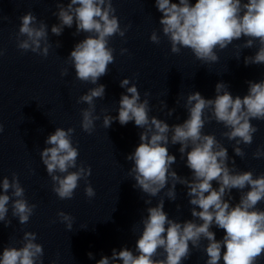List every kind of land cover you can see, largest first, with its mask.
<instances>
[{"label": "clouds", "instance_id": "9594fccd", "mask_svg": "<svg viewBox=\"0 0 264 264\" xmlns=\"http://www.w3.org/2000/svg\"><path fill=\"white\" fill-rule=\"evenodd\" d=\"M155 5L162 13L159 24L170 43L171 53L179 54L182 48H187L197 60L211 64L219 60L217 49L223 50L244 38L243 44L236 45L237 59L240 58L239 50L251 49L258 42V50L254 55L246 56L244 63L246 66L264 65V0H196L194 4L190 0H179L178 3L155 0ZM56 7L53 15L59 23L51 27L53 35L60 36L65 27L72 28L74 24L76 32L73 35L87 34L75 44L67 60L75 69L76 79L96 85L77 100V103L88 105L81 110V128L91 135L95 121L101 118L94 115L95 100L105 97V85L98 81L107 75L108 66L115 60L109 39L114 35L123 38L129 26L120 27L113 0H69L66 6L62 0H57ZM3 19L6 17H0V21ZM20 21L17 48L46 58L51 48L48 25L38 21L31 11L21 16ZM150 40L160 43L155 31ZM57 46L60 47L59 41ZM127 51L120 49L121 55ZM3 55L4 50L0 49V56ZM67 74V68L61 70V76ZM246 83L248 92L243 97H233L228 85L222 81L215 86L214 99H206L198 91L191 92L184 104L187 118L182 123L169 125L156 116H149L151 109L147 97L150 92H145V98L141 100L135 83L128 78L120 81L126 94H121L117 116L103 115V127H111L116 120L122 126L134 121L135 126L143 130L139 134V145L126 157L133 162L128 172L135 180L133 188L150 197L158 196L167 188L164 196L175 201L176 185L185 186L192 219L182 222L170 219L164 211L165 200L161 198L155 206L147 207V215L141 217L142 230L136 240L135 254L127 247L119 251L113 249L110 257L102 256L96 264H183L190 258L192 248L206 253L205 264H220L221 260L223 264H257L264 258V210L256 207L264 201V173L254 177L252 171L238 170L235 160L229 157L227 148L216 136L203 133L206 122L214 120L223 124L228 131L222 135L235 141V155L245 156L239 145H251L259 130L251 121H264V79ZM161 105L167 108L165 102ZM206 111L210 115L205 116ZM174 112V108L169 109L167 114L170 117ZM3 132L4 125L0 123V134ZM74 132L71 127L67 130L57 127L45 140L48 147L40 151L41 161L51 177L52 191L61 200L72 199L81 180L86 183L85 195L89 199L96 195L88 183L91 167L77 165L79 150L73 146ZM169 144L180 145L181 159L186 156L190 178L179 176L172 169L176 157L169 153ZM253 158H264V150L258 148ZM214 181L218 187H213ZM233 189L240 193L239 201L234 205ZM0 190V222H4L5 227L11 225L8 219L11 202L12 217L18 218L21 225L27 224L36 205L25 199V189L18 175L12 173L11 179L7 176L0 179ZM144 203L151 205L152 201L149 199ZM176 207L181 206L177 204ZM57 215L71 231L74 217L63 211ZM213 226L224 231L222 239H216L211 230ZM36 239V233L24 232L21 247L9 245L3 248L0 264H43L44 248L35 242ZM202 241L207 243L202 244ZM161 249L163 258H156ZM87 255L94 259L93 253Z\"/></svg>", "mask_w": 264, "mask_h": 264}, {"label": "water", "instance_id": "95a60500", "mask_svg": "<svg viewBox=\"0 0 264 264\" xmlns=\"http://www.w3.org/2000/svg\"><path fill=\"white\" fill-rule=\"evenodd\" d=\"M62 2L66 6L69 0ZM190 2L194 4L196 0ZM56 4L57 0H0V17H6L0 21V49L4 50V55L0 56V123L4 125V132L0 134V179L5 176L11 179L12 173H16L25 189V199L36 205L29 222L21 225L18 218L12 217L10 202L8 219L11 225L5 227L4 222H0V254L6 246L21 247L24 232L30 231L37 234L35 242L43 245V264L53 261L55 264H96L102 256L110 257L113 249L119 251L127 247L135 254L136 240L142 230L141 217L147 215V207L155 206L161 198L165 200L164 211L170 219L178 222L192 219L185 186L176 185L175 201L164 196L167 188L156 197L133 188L135 180L128 175L133 162L126 157L139 145V134L143 130L136 127L134 121L122 126L116 120L111 127H103V115L117 116L121 94H126L120 81L128 78L135 83L141 100L145 98V92H150L147 97L151 109L149 116L173 125L187 118L184 104L191 92L198 91L204 98L214 99L215 86L222 81L228 85L233 97H243L248 92L247 81L264 79V65L246 66L244 63L246 56L254 55L258 50V42L251 49L239 50L240 58L237 59L236 45L243 44L244 38L223 50L217 49L219 60L211 64L197 60L187 48L173 54L162 33L159 24L162 13L157 10L155 0H113L120 27H129L123 38L114 35L109 39L115 60L108 66L107 75L98 81L105 85V97L95 100L94 115L101 118L95 121V129L89 135L81 128V110L88 105L77 103V100L96 85L76 79L75 69L67 60L75 44L87 34L73 35L76 32L74 24L72 28L65 27L60 36L53 35L51 27L59 23L53 15L57 11ZM29 11L38 21L48 25L51 48L46 58L31 51L23 52L16 46L20 17ZM153 31L160 37L159 44L150 40ZM121 48L128 51L121 55ZM64 68L68 69V74L61 76ZM162 101L167 108H162ZM173 108L175 112L169 117L168 110ZM208 115L210 113L206 111L205 116ZM251 123L259 130L251 145H239L245 152L243 158L233 151L235 141L222 135L228 131L223 124L214 120L206 122L203 133L214 134L227 148L238 170L252 171L255 177L264 173V158H253L258 148L264 150V121L252 120ZM57 127L75 129L72 142L79 150L77 165L91 167L88 183L94 188L95 197L89 199L85 195L84 180L79 182L72 199L61 200L52 191L51 177L41 161L40 151L48 147L45 140ZM179 147V144L168 145L169 153L176 157L172 169L179 176L190 178L186 156L181 159ZM213 187H218L215 181ZM232 196L234 205L239 201L240 193L233 189ZM149 199L152 204L146 205L144 201ZM177 204L181 206L179 209ZM256 207L264 210V201ZM60 211L74 217L71 231L60 221L57 215ZM211 230L217 240L222 239V229L213 226ZM206 243L202 241V244ZM89 252L93 253L94 259L88 258ZM160 253L156 258H163L162 249ZM206 259L202 249L192 248L190 258L183 264H205ZM257 264H264V258Z\"/></svg>", "mask_w": 264, "mask_h": 264}]
</instances>
